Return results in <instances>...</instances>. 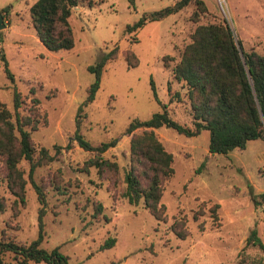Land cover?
<instances>
[{
  "label": "rangeland",
  "instance_id": "rangeland-1",
  "mask_svg": "<svg viewBox=\"0 0 264 264\" xmlns=\"http://www.w3.org/2000/svg\"><path fill=\"white\" fill-rule=\"evenodd\" d=\"M33 1L0 0L4 22L0 56L11 73L6 75L0 57V101L13 112L15 88L22 97L18 111L28 114L34 108L30 97L38 98L37 123L29 129L30 137L36 149L43 145L54 156L32 173L45 194L44 235L38 245L46 250L58 246L73 264H254L253 259L263 257L257 245L242 246L251 227L264 242V200L258 195L264 191V132L263 137L247 140L243 148L210 153L207 129L184 135L170 126H157L153 129L157 138L172 153L173 173L160 196L165 217L155 218L141 201L128 203L120 191L129 162L130 134L124 132L125 126L132 118L145 119L160 109L149 79L157 99L166 103L168 115L191 126L186 87L172 77V64L197 24L222 18L244 50L264 53V0H202L205 10L189 0L175 12L130 31L126 24L143 11L175 0H133V5L128 0H90V5L84 2L71 8L73 45L57 50L46 48L35 35L29 16ZM114 45L116 56L104 64L93 99L82 105L79 125L92 144L117 139L102 152L117 161L112 186L93 166L84 167L90 152L77 145L72 132L76 108L93 79L87 65ZM126 49L137 57L136 65L127 64ZM54 144L60 147L55 149ZM17 165L26 178L27 161L21 158ZM253 193L259 201L256 205ZM13 199L0 179V239L26 244L36 237L38 228L39 203L29 181L24 202ZM97 201L102 208L93 216ZM212 203H217L216 220L210 213ZM176 219L183 221V237L170 227ZM108 235L115 236L114 244L100 249ZM1 257L2 264H15L11 251ZM27 264L46 263L29 260Z\"/></svg>",
  "mask_w": 264,
  "mask_h": 264
},
{
  "label": "trees",
  "instance_id": "trees-1",
  "mask_svg": "<svg viewBox=\"0 0 264 264\" xmlns=\"http://www.w3.org/2000/svg\"><path fill=\"white\" fill-rule=\"evenodd\" d=\"M128 1L133 5V0ZM188 1L175 0L172 4L158 9L143 11L133 23L126 24V29L134 30L148 20L160 19L175 12ZM194 1L205 10L202 0ZM84 2L90 5V0H34L29 5V16L38 40L50 50L71 47L73 33L68 20L70 10ZM3 9L6 6L1 8ZM116 49V45L112 46L95 62L87 65V70L93 73V79L86 86L85 97L76 108L72 132V138L77 145L90 152L84 159V167L93 166L96 174L108 179L112 186L116 182L117 161L104 157L102 152L113 146L117 139L111 137L92 144L83 137L79 125L83 116L82 105L93 99L103 66L107 60L116 56ZM0 57L3 59L2 54ZM125 59L129 66L137 64V57L130 49H126ZM3 68L6 75L11 77L4 59ZM171 72L172 77L182 81L186 87L192 125L179 123L168 115L166 103L157 99L154 82L150 78L151 93L158 101L160 109L145 119L132 118L124 129L126 134H130L129 162L123 172L124 187L120 195L128 203L136 204L141 201L142 206L158 219L165 217L160 196L163 184L173 173V168L172 153L157 138L153 130L155 127L164 124L184 135H195L205 128L208 130L207 150L210 153H226L232 148H243L247 140L263 137L264 132V53L252 49L244 50L239 39L234 38L225 19L197 24L190 34V40L172 64ZM167 89L169 92L168 84ZM29 91L32 93V88ZM172 93L176 95L177 91ZM30 99L34 108L28 114L19 113L22 97L15 88L12 89L13 112L0 101V179L13 194V202L19 203L24 202L26 181L30 182L39 203L37 235L26 244L0 239V264L3 263L1 254L4 251L13 253L15 264H27L29 260L43 261L46 264H73L67 261L66 255L59 252L58 246L46 250L38 245L44 235L42 215L45 211V194L32 173L36 166L50 161L54 156L43 145L36 149L30 137L29 129L35 128L37 123L34 110L38 98L33 95ZM25 125H29V128ZM138 127H142L141 131L134 132ZM66 145L68 144L64 146ZM53 147L57 149L60 146L54 144ZM21 158L28 163L26 178L17 165ZM258 195L264 200V191ZM251 199L255 205L259 203L255 193ZM216 206L217 203L210 206L214 220L217 219ZM101 208L100 202H93V216ZM2 209L3 203L0 200V211ZM262 211L264 213V207ZM170 227L177 236L183 237L186 234L181 219L173 220ZM114 241L115 236L108 235L99 244V248L109 247ZM248 244L257 245L263 252V257L253 259L252 262L264 264V242L259 239L254 227L249 229L242 247Z\"/></svg>",
  "mask_w": 264,
  "mask_h": 264
},
{
  "label": "water",
  "instance_id": "water-1",
  "mask_svg": "<svg viewBox=\"0 0 264 264\" xmlns=\"http://www.w3.org/2000/svg\"><path fill=\"white\" fill-rule=\"evenodd\" d=\"M3 26H4V22H3V20H2V15H1V13H0V28L3 27Z\"/></svg>",
  "mask_w": 264,
  "mask_h": 264
}]
</instances>
